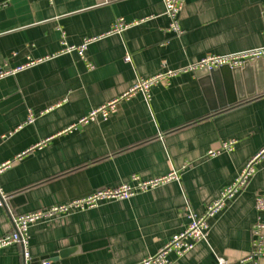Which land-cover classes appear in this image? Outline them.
Here are the masks:
<instances>
[{"label": "crops", "instance_id": "obj_1", "mask_svg": "<svg viewBox=\"0 0 264 264\" xmlns=\"http://www.w3.org/2000/svg\"><path fill=\"white\" fill-rule=\"evenodd\" d=\"M121 18L139 23L106 35ZM179 23L181 36L168 30L164 0H0V65L21 68L0 80V164L11 162L0 178V236L15 230L19 215L133 176L179 174L130 199L39 220L26 246L0 249V264H136L182 232L191 213L205 214L264 149L261 64L247 68L240 91L223 74L210 79L212 100L203 69L192 68L210 54L264 47V0H185ZM86 38L97 39L83 54L63 52L64 42L79 46ZM170 72L150 99L131 91L141 79ZM114 100L107 119L79 124ZM231 139L234 150L209 155ZM260 193L264 157L209 219L208 241L183 257L171 253L170 264H252Z\"/></svg>", "mask_w": 264, "mask_h": 264}, {"label": "built area", "instance_id": "obj_2", "mask_svg": "<svg viewBox=\"0 0 264 264\" xmlns=\"http://www.w3.org/2000/svg\"><path fill=\"white\" fill-rule=\"evenodd\" d=\"M165 14L170 19L168 30L175 33L177 36L183 34V30L179 23V16L183 10L185 0H164ZM135 22H126L124 19L116 20L111 26L106 35L122 34L129 27L138 24ZM97 38H86L79 46H69L65 42L63 52L79 51L83 54L87 46L95 41ZM257 58L264 59V47L250 50L246 52H238L226 55L210 54L203 58L200 62L192 66V68L201 69H218L223 66H230L231 68L243 67L245 63ZM126 60L129 61L130 57L127 56ZM34 63V62H33ZM21 68L8 69L0 65V80L6 76L16 73ZM172 72L168 74H159L151 78L141 79L131 89L132 92L142 91L145 96L151 98V88L158 82L169 84V77ZM119 100H114L107 104L92 110L88 115L79 120V124H86L96 120L98 117L107 119L116 111V106ZM30 118L29 122H32ZM237 141L234 139L223 141L220 150L209 151L210 156H216L220 151L230 152L234 150ZM264 157V149L254 156L245 166L242 173L235 180V182L228 186L220 195L219 198L208 207V210L203 215L190 214V223L180 233L174 235L171 240L165 244L155 255L150 256L136 264H170L169 255L176 253L178 256L183 257L192 251L196 244L200 241H208L209 239V219L219 213L228 199L234 197L242 188L245 187L250 177L253 175L255 165ZM18 158H21L19 156ZM11 166V162L0 164V178L4 171ZM179 179L177 172H172L168 175L142 180L138 176L132 177V182H127L116 187L101 188L93 194L72 200L66 204L54 205L46 210L27 213L19 215L15 221V230L4 236H0V249L9 247L13 244H23L26 246L30 237V228L39 220L50 218L57 214H65L73 210H86L94 208L102 201L106 200H126L133 196L151 190L161 184L167 183L171 180ZM6 194L0 187V207L5 205ZM256 210L258 213L257 220L252 225V252L248 260L252 264H262L261 258L264 257V221L262 214H264V193H260L256 197ZM50 264V263H45ZM219 264H227L223 258H219Z\"/></svg>", "mask_w": 264, "mask_h": 264}, {"label": "water", "instance_id": "obj_3", "mask_svg": "<svg viewBox=\"0 0 264 264\" xmlns=\"http://www.w3.org/2000/svg\"><path fill=\"white\" fill-rule=\"evenodd\" d=\"M257 64H261L262 71L264 73V59L263 58H257L253 62H247L245 63L243 67L231 68L230 66H223L221 68L213 69V70L203 69L199 74H202L200 76L203 77L202 81H203L204 89L207 92V98H209V100H212L214 98L213 94L211 93L212 92L211 87L209 86L210 79L215 80V83H217L219 76L223 74L224 77H226V79L230 83L232 90L233 88H237L240 91V87H241L240 85L243 81L244 76L246 75L248 71L247 68H249L250 66L257 65ZM205 76H206L207 81L205 79ZM245 97H246L245 95L239 92L240 99H243ZM237 101H238V98L236 96L233 100V103Z\"/></svg>", "mask_w": 264, "mask_h": 264}]
</instances>
